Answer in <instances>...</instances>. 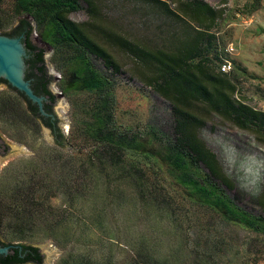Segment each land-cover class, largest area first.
Here are the masks:
<instances>
[{
	"label": "rangeland",
	"instance_id": "374dc122",
	"mask_svg": "<svg viewBox=\"0 0 264 264\" xmlns=\"http://www.w3.org/2000/svg\"><path fill=\"white\" fill-rule=\"evenodd\" d=\"M206 1L223 8L215 31L225 58L231 61L230 69L223 71L236 85L235 96L264 111V0ZM94 2L95 14L82 1L83 7L69 17L106 24L151 46L169 47L173 35L181 33L179 22L144 2ZM0 5L6 17L3 29H8L17 21L13 0ZM32 38L44 48L56 94L53 111L66 137L61 145L52 141L26 111L24 101L0 83V99L7 97V111L0 112V136L9 146L7 154L0 156L1 240L28 241L49 250L48 264H127L136 248L141 258L150 255L149 260L161 264H188L196 252L207 256L210 264H264V232L227 221L189 200L152 159L130 151L117 157L111 148L86 137L81 120L95 94L62 93L52 48L35 30ZM98 41L121 66L110 74L111 108L118 129L147 136L153 128L163 138V133L172 135L168 100L135 74L129 54L103 38ZM94 62L105 70L101 59ZM198 111L205 120L199 136L234 185L227 191L237 204L264 215V141L214 111ZM158 141L154 138V144ZM30 190L35 207L16 216L9 202ZM141 193L152 201L150 205L143 203ZM18 231L27 237H17Z\"/></svg>",
	"mask_w": 264,
	"mask_h": 264
},
{
	"label": "trees",
	"instance_id": "16d2710c",
	"mask_svg": "<svg viewBox=\"0 0 264 264\" xmlns=\"http://www.w3.org/2000/svg\"><path fill=\"white\" fill-rule=\"evenodd\" d=\"M82 1L95 14L94 0H13V15L17 21L23 18L29 22L31 35L34 30L37 31L38 38L52 48L51 59L60 71L58 80L62 93L85 91L95 94L85 118L81 120L84 135L111 148L109 150L117 157L130 151L152 159L159 168L167 171L189 200L209 207L227 221L258 233L264 232V215L235 202L227 191L234 187L233 183L216 154L199 136V129L205 121L198 111V108H202L207 112L214 111L242 128L253 130L264 141V111L235 96V83L227 72L220 69L225 53L219 44L215 27L223 8L215 7L206 0H171L175 7H171L168 0H137L182 25L180 35H173L174 41L169 47H159L129 38L103 23L71 19L69 13L83 7ZM1 11L0 7V31L11 30L17 21L8 29H3L2 21L6 17ZM97 38H103L108 45L129 54L135 62V74L168 100L172 114V135L163 133V138L160 136L162 132L153 128L147 136L118 129L111 108L110 74L121 66ZM36 46L46 66L44 48ZM96 58L103 61L105 70L95 64ZM46 70L51 81L53 76L47 66ZM6 100L7 97L0 99V112L6 110ZM24 107L36 118L26 105ZM36 121L41 124L37 118ZM56 127L55 142L61 145L66 136L60 126ZM154 138H159L158 144H154ZM142 198L143 203H152L146 196ZM9 203L16 216H21L19 213L33 210L37 202L30 190L12 198ZM3 219L4 214L0 211V226ZM15 225L19 227L21 224ZM18 232L17 237H27L24 231ZM132 251L133 255L127 264H161L149 260L150 255L141 258V251L137 248ZM209 261L207 256L196 252L188 264H210Z\"/></svg>",
	"mask_w": 264,
	"mask_h": 264
},
{
	"label": "water",
	"instance_id": "95a60500",
	"mask_svg": "<svg viewBox=\"0 0 264 264\" xmlns=\"http://www.w3.org/2000/svg\"><path fill=\"white\" fill-rule=\"evenodd\" d=\"M0 83L14 90L55 142L54 93L41 51L33 42L29 22L20 18L11 30L0 31ZM61 93V92H60ZM9 146L0 136V156ZM49 250L34 244L0 240V264H48Z\"/></svg>",
	"mask_w": 264,
	"mask_h": 264
},
{
	"label": "built area",
	"instance_id": "2783aa9c",
	"mask_svg": "<svg viewBox=\"0 0 264 264\" xmlns=\"http://www.w3.org/2000/svg\"><path fill=\"white\" fill-rule=\"evenodd\" d=\"M230 67H231V61L226 59V58H224V60L220 64V69L224 70V71H227V70L230 69Z\"/></svg>",
	"mask_w": 264,
	"mask_h": 264
},
{
	"label": "flooded vegetation",
	"instance_id": "af4514ba",
	"mask_svg": "<svg viewBox=\"0 0 264 264\" xmlns=\"http://www.w3.org/2000/svg\"><path fill=\"white\" fill-rule=\"evenodd\" d=\"M44 58H45V56H44ZM48 69V68H47ZM49 72V71H48ZM53 80V79H52ZM52 80H51V82H52ZM7 86V85H6ZM8 87V86H7ZM55 101V100H54ZM53 113H54V111H53ZM55 119V122H56V126H59L58 125V123H57V119L56 118H54ZM14 264H19V263H14Z\"/></svg>",
	"mask_w": 264,
	"mask_h": 264
}]
</instances>
